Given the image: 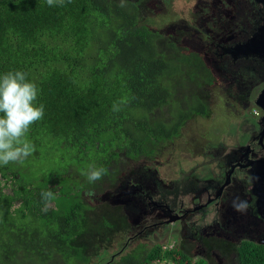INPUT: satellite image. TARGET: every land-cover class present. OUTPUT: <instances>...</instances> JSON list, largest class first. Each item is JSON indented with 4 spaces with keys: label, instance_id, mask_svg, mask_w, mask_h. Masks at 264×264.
<instances>
[{
    "label": "trees",
    "instance_id": "trees-1",
    "mask_svg": "<svg viewBox=\"0 0 264 264\" xmlns=\"http://www.w3.org/2000/svg\"><path fill=\"white\" fill-rule=\"evenodd\" d=\"M120 5L0 0V75L26 72L38 87L37 105H44L43 119L26 136L35 151L22 164L0 166V264L103 261L100 253L124 235L131 214L104 198L120 160L152 158L184 136L189 119L211 114L201 101L221 73L219 64L206 63L211 50L189 51L179 34L142 23L144 0ZM226 79L230 89L244 81ZM190 132L197 138L185 143L201 150L209 130ZM93 167L107 173L89 183L82 173ZM48 190L56 198L43 212L41 193ZM186 251L184 244H139L106 264H207ZM237 254L238 264H264L262 244L244 241Z\"/></svg>",
    "mask_w": 264,
    "mask_h": 264
},
{
    "label": "flooded vegetation",
    "instance_id": "flooded-vegetation-1",
    "mask_svg": "<svg viewBox=\"0 0 264 264\" xmlns=\"http://www.w3.org/2000/svg\"><path fill=\"white\" fill-rule=\"evenodd\" d=\"M144 4L147 10L143 9L142 20L153 14L166 15L169 0H144ZM200 4L202 7L198 9ZM194 8L191 20H182V24L173 22L164 33L173 37L178 30L191 31L188 41L176 36L184 48L211 50L206 60L208 65L219 64L215 67L217 72L232 79H244L242 86L236 89L215 79L206 86L207 91L201 97L211 112L212 107L222 102L223 116L229 122L222 129L209 130L199 153V167L206 170L202 171L200 179L196 178L194 185L187 187V191L175 195L168 182L157 181V170L147 162L136 168V176L133 167L122 174L127 180H122L115 191L105 190V194L107 202H115L111 204L121 206L124 213L131 210L127 232L122 236L123 241L127 235L124 245L129 238L141 236L146 230L159 231L165 227L172 232L167 236L175 237L174 245L181 248L185 243L189 255L201 256L207 264H238V247L242 242L250 240L264 245V110L256 104L264 89V59L248 56L233 60L229 54H223V50L247 40L257 31L263 22L264 6L257 0H200ZM192 36L195 39H191ZM228 62L235 66L233 71L229 70ZM246 82L250 84L246 85ZM258 88L255 96L253 89ZM213 134H218L219 139L214 141ZM191 143H185L186 147L189 148ZM153 157L143 160L150 161ZM115 174L119 176L120 172L117 170ZM114 183L111 181L108 186ZM166 190L170 191V202L157 200L155 192L166 193ZM184 195L186 201L182 198ZM237 197L248 202L246 212H238L232 206ZM199 213L201 216L197 217ZM200 222H203L202 226ZM174 224L178 227H170ZM139 244L146 247L144 243ZM157 244L162 245L158 242L154 245Z\"/></svg>",
    "mask_w": 264,
    "mask_h": 264
},
{
    "label": "rangeland",
    "instance_id": "rangeland-1",
    "mask_svg": "<svg viewBox=\"0 0 264 264\" xmlns=\"http://www.w3.org/2000/svg\"><path fill=\"white\" fill-rule=\"evenodd\" d=\"M199 1L200 0H169V4L166 10L167 11L166 15L156 16L155 14L153 15L151 14L153 17H147L146 19L142 20V23L146 25H152V27H155L164 32L168 30V28L173 24V22L182 24L181 22L182 20H189V19L191 20L192 15L196 10V8L194 7L196 3ZM201 7L202 5L200 4L198 9ZM176 34H179L180 39L184 38L186 41H188L192 32L181 29V30H178ZM214 75H216L215 72H214ZM244 75L247 78H249L248 74H244ZM226 77L227 76L220 73L218 80L220 82H224L227 80ZM249 79L251 82H254L253 78H249ZM259 89L260 88H258L257 90L253 89L252 94H255L256 96ZM255 96L252 95L253 98ZM223 109H225L223 103L218 102L216 106L212 107V112L209 117H195L194 119L189 121L185 125V129L187 132L184 133V136L179 138L176 141H173L167 144L162 150L158 152L157 155L153 157L154 159L150 161L143 160V158H141L138 162H132L126 158L121 159L120 160L121 163H119V165L117 166L118 171L120 172L119 176L115 174L114 185L105 187L104 191L112 190L114 188L116 189L117 187H119L118 185L121 184L122 180L123 181L127 180L121 175L126 174L127 171L132 167L134 168L135 176H136V168L142 164H146L147 162H150L151 167L157 170V174H156L157 181L158 179H161L162 181L168 182L170 187L174 189L171 191H173L175 195H177L179 192L182 193L183 191H187V187L194 185L196 178L197 180L200 179V175H202V171L206 170V168L203 166L199 167V162L201 160L199 153H201L202 149L201 150L200 149L190 150L185 145V139L187 138V140L190 141L191 137L193 138L194 134H192L190 130H210L211 131L218 127L221 129L224 128L228 124L229 121L228 122L225 121L227 119H225V117L223 116ZM194 136L197 138L196 135ZM213 138H214V141H216L219 139V135L213 134ZM202 142H204V138ZM189 173H192V175H190ZM169 193L170 191L168 190H166V193L165 192H161V193L155 192L156 199L170 202ZM104 198H106V196H104ZM182 198H184L186 201L185 195ZM110 203L115 204V202H110ZM118 204H121V203H118ZM196 216L199 217L201 216V214L199 213ZM202 225H203V222H200V226ZM170 227H178V225L174 224V225H171ZM161 228H163V230H159V231L158 230H146L145 233L141 236H135L133 238H129L125 245H124V242L126 240L127 235H125L126 237L122 241V233H118L112 243H107L108 245L107 252H102V249L99 250V252H102L100 253V256L103 255L102 256L103 261L101 262H108L111 259L112 255L116 253V251L121 249L120 251L122 253H125L131 250L133 247H135L139 243H144L147 249L151 248L157 242L165 246L167 245L173 246L174 244L176 245L177 241L175 240V237L167 236L168 234L172 235V232L165 230L166 229L165 227H161ZM109 245H110V248H109ZM193 257H196V256H193ZM96 260L98 259L95 258V261Z\"/></svg>",
    "mask_w": 264,
    "mask_h": 264
},
{
    "label": "clouds",
    "instance_id": "clouds-1",
    "mask_svg": "<svg viewBox=\"0 0 264 264\" xmlns=\"http://www.w3.org/2000/svg\"><path fill=\"white\" fill-rule=\"evenodd\" d=\"M47 4L63 6L64 0H47ZM120 6H125L124 0H121ZM38 91L36 83L29 80L24 71H8L0 75V166L22 164L35 151V146L26 136L32 125L44 116V105L36 103ZM106 173L105 168L93 167L82 174L86 175L89 183H95ZM85 194L89 198L95 196L94 190ZM41 197L45 201L42 211L47 212L50 202L56 197L51 190L43 191ZM232 206L238 212H246L249 204L237 197Z\"/></svg>",
    "mask_w": 264,
    "mask_h": 264
},
{
    "label": "water",
    "instance_id": "water-1",
    "mask_svg": "<svg viewBox=\"0 0 264 264\" xmlns=\"http://www.w3.org/2000/svg\"><path fill=\"white\" fill-rule=\"evenodd\" d=\"M257 1L264 6V0ZM223 54H229L233 60H238V58H245L248 56H259L264 59V18L261 25L257 28V31L250 38L236 43L231 47L224 48ZM256 104L264 110V89H262L256 99ZM262 182H264V176L262 178ZM171 220L173 221L174 218Z\"/></svg>",
    "mask_w": 264,
    "mask_h": 264
},
{
    "label": "built area",
    "instance_id": "built-area-1",
    "mask_svg": "<svg viewBox=\"0 0 264 264\" xmlns=\"http://www.w3.org/2000/svg\"><path fill=\"white\" fill-rule=\"evenodd\" d=\"M160 264H164V262H161Z\"/></svg>",
    "mask_w": 264,
    "mask_h": 264
}]
</instances>
